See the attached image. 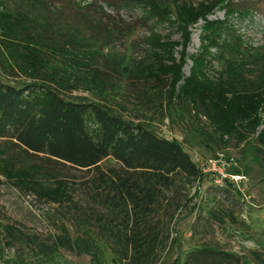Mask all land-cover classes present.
Masks as SVG:
<instances>
[{
	"label": "rangeland",
	"instance_id": "1",
	"mask_svg": "<svg viewBox=\"0 0 264 264\" xmlns=\"http://www.w3.org/2000/svg\"><path fill=\"white\" fill-rule=\"evenodd\" d=\"M30 1L0 0V6L11 15L29 8ZM40 1L46 4L50 30L49 38L40 41L39 64L34 71L31 66L24 69L25 75L0 67L1 82L18 86L43 81L65 100L102 105L126 122L176 141L203 175L192 184L176 182L159 193L147 216L124 206L128 220L121 222L117 212L97 202L95 192L103 191L93 172L52 164L50 171L57 170L59 180L46 181L52 177L41 171V156L29 158L0 139V168L8 164L4 169L12 178L0 172V264H172L203 247L264 264V144L256 140L262 127L242 144L231 140L223 145L203 119L167 106V88L158 91L153 83L128 79V72L144 74L149 67H159V42L173 44L164 47V65L181 64L180 30L148 21L124 0ZM232 4L235 9L247 7L238 8L239 14L214 7L205 19L187 27L186 56L196 53L205 21L227 22L247 46H264V0ZM190 66L186 57L182 77L189 75ZM212 67L217 69L216 62ZM217 155L225 160L223 180L208 169ZM98 168L105 172L118 165L108 158ZM134 223L144 240L140 245L149 241V251L115 241L113 228L130 236ZM60 236L74 242L70 250L56 244Z\"/></svg>",
	"mask_w": 264,
	"mask_h": 264
},
{
	"label": "trees",
	"instance_id": "2",
	"mask_svg": "<svg viewBox=\"0 0 264 264\" xmlns=\"http://www.w3.org/2000/svg\"><path fill=\"white\" fill-rule=\"evenodd\" d=\"M124 3L139 8L148 21L180 30L179 62L184 65L187 57L191 63L185 78L180 74L181 64L164 65V47L172 48L173 44L157 40L160 54L155 59L159 67H149L144 74L128 72V79L135 83H153L158 91L167 88V106L176 105L192 119H203L223 145L231 140L236 145L242 144L259 125L262 128L256 140L264 144V46H247L227 22L205 21L196 53L186 56L183 51L188 40L187 27L196 19H205L214 7H228L229 13L239 14L238 8L247 6L239 5L235 9L232 0L198 3L193 0H124ZM28 4L29 8L11 15L0 6V67L22 75H25L24 69L30 70V66L39 64L40 41L49 38L46 34L50 30L46 4L40 0H31ZM212 62H216L217 69L214 70ZM97 78L105 83L100 73ZM0 139L19 148L29 158L41 156V171L52 177L45 178L46 181L59 180L56 176L59 172L50 171L52 164L93 172L103 191L95 192L97 202L117 212L121 222L128 220L124 206L147 216L159 193L173 188L176 182L192 184L203 175L176 141L126 122L97 103L65 100L51 83L43 81L12 86L0 80ZM108 158L118 169L100 171V162ZM6 166L8 164L0 168V172L10 180ZM66 197L64 194L63 198ZM113 229L115 241L136 246V251L139 247L149 251V241H145L146 246L140 245L144 240L137 236L136 223L130 236L119 234L117 226ZM56 244L70 250L74 242L60 236ZM260 246L264 249V243ZM172 264L249 263L234 254L203 247Z\"/></svg>",
	"mask_w": 264,
	"mask_h": 264
},
{
	"label": "built area",
	"instance_id": "3",
	"mask_svg": "<svg viewBox=\"0 0 264 264\" xmlns=\"http://www.w3.org/2000/svg\"><path fill=\"white\" fill-rule=\"evenodd\" d=\"M224 158L223 156L221 155H217L215 158L211 159L209 162H208V169L211 171H216L218 173V175L220 177H222L221 180H223V176H222V170L224 165H225V162H224ZM233 179H236V177H232Z\"/></svg>",
	"mask_w": 264,
	"mask_h": 264
}]
</instances>
